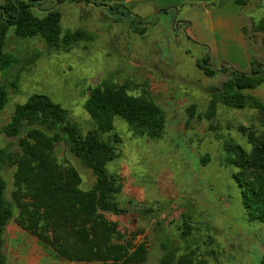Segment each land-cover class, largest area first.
Here are the masks:
<instances>
[{
  "label": "rangeland",
  "instance_id": "obj_1",
  "mask_svg": "<svg viewBox=\"0 0 264 264\" xmlns=\"http://www.w3.org/2000/svg\"><path fill=\"white\" fill-rule=\"evenodd\" d=\"M122 1L140 17L144 33L135 31L132 18L111 14L107 5L114 2L102 0L103 6L83 0L48 1L47 7L62 14L63 33L82 29L93 37L69 50H51L40 37L22 39L13 29L9 31L5 52L18 63L10 71H0V82L9 93V102L0 112V146L21 152L19 140L1 131L16 106L33 95L61 104L86 134L95 129L85 109L90 90L106 81L126 84L131 94L150 97L163 108L166 128L161 139L152 140L116 119L114 131L103 135L119 149V157L107 170L122 186L117 201L126 211L120 216L109 214V218L128 239L137 233L135 245H147V264H162L169 251L210 264H259L264 254V224L249 220L234 170L224 161L227 141L250 149L243 128L264 133V113L219 105L213 118L206 114L210 87H219L229 78L223 66L240 70L232 61L217 63L212 53L225 32L242 26L250 64L254 58L264 65V34H257L253 26L264 18V0H245L243 7L234 0ZM214 21L227 23L216 31ZM227 41L222 43L230 57L240 59L241 48L234 43L228 46ZM208 54L217 73L213 77L199 67ZM245 93L264 102V82ZM56 155L61 164L81 173L83 189L92 188L93 172L72 157L63 142L57 145ZM13 172L8 164L1 172L9 185V198ZM185 224L192 229L188 237ZM25 244L26 250L35 249L31 241ZM22 248L7 241L8 264H22L17 256ZM42 248L56 263L61 261L51 248Z\"/></svg>",
  "mask_w": 264,
  "mask_h": 264
},
{
  "label": "trees",
  "instance_id": "obj_2",
  "mask_svg": "<svg viewBox=\"0 0 264 264\" xmlns=\"http://www.w3.org/2000/svg\"><path fill=\"white\" fill-rule=\"evenodd\" d=\"M48 1L4 0L0 4V71H10L18 63L14 55L5 52L11 29L22 39L42 38L51 50H69L78 42L93 40L82 29L63 33L62 14L47 7ZM83 1L104 5L100 0ZM102 1L114 2L107 5L111 14L132 18L135 31L144 33L140 17L134 16L122 0ZM234 1L241 7L246 4L245 0ZM253 26L257 34H264V18ZM210 60L208 54L199 67L213 77L217 73ZM223 72H228L229 78L219 87H210L206 117L213 118L219 105L235 110L250 107L264 113V102L245 93L264 82L263 63L252 58L248 71L223 66ZM8 102L7 87L0 82V112ZM85 109L95 129L83 134L61 104L36 94L17 105L11 121L2 128L5 137L19 140L21 152L0 146V264H8L5 234L11 221L44 247L51 248L59 259L70 263L147 264L150 255L147 245H135L137 233L128 239L119 224L109 218V214L120 216L126 211L117 201L122 186L107 170L119 157V149L103 135L113 132L115 120L121 119L138 136L159 140L166 128L165 111L152 98L131 94L128 85L113 81L92 88ZM190 113L191 117L196 115L194 107ZM242 131L250 149L227 141L224 164L234 170L233 177L240 187L249 220L264 224V133L246 128ZM62 142L72 157L93 172L92 188L83 189L81 173L74 166L59 162L56 147ZM6 164L14 168L10 198L9 185L1 174ZM184 226V235L188 237L192 229ZM161 263L210 264L190 254L178 256L176 251L166 252ZM259 264H264V254Z\"/></svg>",
  "mask_w": 264,
  "mask_h": 264
},
{
  "label": "crops",
  "instance_id": "obj_3",
  "mask_svg": "<svg viewBox=\"0 0 264 264\" xmlns=\"http://www.w3.org/2000/svg\"><path fill=\"white\" fill-rule=\"evenodd\" d=\"M124 1H126L127 3L129 0H124ZM224 23L226 24L227 22L222 21V23H220L218 21L216 23L214 21V26H213L214 30H216L218 27L221 28V25ZM229 38L231 39V42H229L230 41ZM222 40L224 42L228 40L227 41L229 42L228 46L234 43L239 48H241L242 56L240 57V59L234 60L229 55V49L226 43H222L223 42L222 41L220 43H215L214 44L215 46L213 45V48H212V53L217 57V63L220 64L222 60L232 61L233 63L232 65L237 66L240 69V71H248V69H250V55L249 56L247 55L248 48H247V43H246L243 27L238 26L237 29L231 30L230 32H227V33L225 32L224 39L222 38ZM5 240H6V243L9 240L14 241V243H16L17 246H20L23 248L26 247L25 240L31 241L32 244H34L35 246L34 250H30V249L26 250V248H24V250L20 251L21 254L17 255L22 264H84V263H75V262L70 263L64 260H61L58 263H56L54 256L44 252L42 248L43 246L42 243L37 238H35L34 236L30 235L28 232L23 230L14 221H11L7 226ZM7 257H8V262H9L8 252H7ZM95 264H98V263H95Z\"/></svg>",
  "mask_w": 264,
  "mask_h": 264
}]
</instances>
